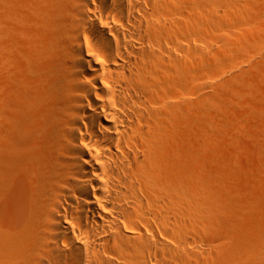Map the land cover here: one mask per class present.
<instances>
[{"label": "bare ground", "instance_id": "1", "mask_svg": "<svg viewBox=\"0 0 264 264\" xmlns=\"http://www.w3.org/2000/svg\"><path fill=\"white\" fill-rule=\"evenodd\" d=\"M246 1L0 0V264H264V223L238 215L264 207V147L253 201L176 143L211 44L237 27L263 53Z\"/></svg>", "mask_w": 264, "mask_h": 264}, {"label": "rangeland", "instance_id": "2", "mask_svg": "<svg viewBox=\"0 0 264 264\" xmlns=\"http://www.w3.org/2000/svg\"><path fill=\"white\" fill-rule=\"evenodd\" d=\"M246 2L253 8L255 17L256 12L264 13L262 11L264 0ZM235 29L239 30L235 27L233 31L227 32L232 33V36L228 34L229 39L224 38L227 42L224 41L222 47L218 46L219 43L210 46L212 52L221 57L219 58L222 63L218 68L214 67L216 71L209 69L207 78L209 88L202 90L201 95L197 91V93L193 90L185 91L184 88V95L176 98V102L179 103V112L176 111V143L180 145L179 150L184 159L194 158L198 152L201 154L198 157L200 163H203L206 173L218 175L223 194L231 190V193L241 200L251 198L255 201V197L258 198L261 193L256 163L258 152L264 147V128L258 114L260 99L264 101V50L259 55L255 44L243 41V35L238 31L234 32ZM236 35L243 37L242 40ZM219 74L222 78L218 77ZM201 78L197 76V80L195 79L197 84L203 83ZM205 93H212V97L217 98V103L208 110L201 106L202 95ZM9 196L5 198L6 200L10 198L8 203L5 199L0 202V215L9 214L1 216L0 221L3 225H8L14 216L15 201L14 204L11 203L12 196ZM2 205L5 207L8 205L7 212ZM256 205L248 215H241L238 212L240 226L263 225L264 207L262 210L261 206L259 207L257 203ZM225 219L226 217L224 221ZM218 232L220 235L214 238L215 242L220 241L221 233L224 232L223 223L220 224Z\"/></svg>", "mask_w": 264, "mask_h": 264}]
</instances>
